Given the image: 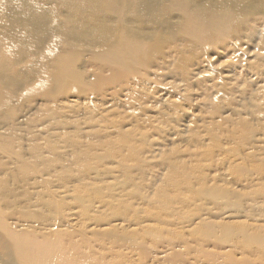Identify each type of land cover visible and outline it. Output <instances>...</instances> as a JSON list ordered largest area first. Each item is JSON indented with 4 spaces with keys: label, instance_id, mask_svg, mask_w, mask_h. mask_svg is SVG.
Returning <instances> with one entry per match:
<instances>
[{
    "label": "bare ground",
    "instance_id": "bare-ground-1",
    "mask_svg": "<svg viewBox=\"0 0 264 264\" xmlns=\"http://www.w3.org/2000/svg\"><path fill=\"white\" fill-rule=\"evenodd\" d=\"M164 260L264 264V0H0V263Z\"/></svg>",
    "mask_w": 264,
    "mask_h": 264
},
{
    "label": "rangeland",
    "instance_id": "rangeland-1",
    "mask_svg": "<svg viewBox=\"0 0 264 264\" xmlns=\"http://www.w3.org/2000/svg\"><path fill=\"white\" fill-rule=\"evenodd\" d=\"M246 77L247 75H246V73H245V71H243V75L241 76V77ZM161 248H163V247H161V246H158V247H156V248H154L153 249V251L154 252H152V254L154 255V253H156V251H158L159 249H161ZM161 256V255H160ZM163 258L164 257H159V259H161V260H163ZM177 263V261H175V260H171L170 262L169 261H167V260H164V263L163 264H176ZM0 264H2V263H0Z\"/></svg>",
    "mask_w": 264,
    "mask_h": 264
}]
</instances>
